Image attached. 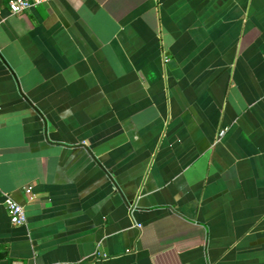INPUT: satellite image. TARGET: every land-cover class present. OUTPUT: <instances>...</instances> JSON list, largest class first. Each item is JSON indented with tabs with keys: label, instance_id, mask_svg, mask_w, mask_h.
<instances>
[{
	"label": "crops",
	"instance_id": "1",
	"mask_svg": "<svg viewBox=\"0 0 264 264\" xmlns=\"http://www.w3.org/2000/svg\"><path fill=\"white\" fill-rule=\"evenodd\" d=\"M10 1L0 264H264V0Z\"/></svg>",
	"mask_w": 264,
	"mask_h": 264
},
{
	"label": "built area",
	"instance_id": "2",
	"mask_svg": "<svg viewBox=\"0 0 264 264\" xmlns=\"http://www.w3.org/2000/svg\"><path fill=\"white\" fill-rule=\"evenodd\" d=\"M51 1H55V0H11L9 2V9L11 14L13 15H17V14H21L24 12H27L35 7H38L40 5L49 3ZM2 20L0 19V25L2 24ZM226 131H222L220 133V137H223L225 135ZM26 192L28 194L32 193V189L28 188L26 189ZM4 205L7 208L9 214H10V219H11V223L14 226H23L25 224H27V215H26V211L25 208L22 204H20L19 202H17L12 196L6 194L5 195V201H4ZM139 228H141V226H139ZM111 257L106 254V253H102V252H97L95 254V256L86 262H58V263H53V264H95L98 261H104V260H108Z\"/></svg>",
	"mask_w": 264,
	"mask_h": 264
}]
</instances>
